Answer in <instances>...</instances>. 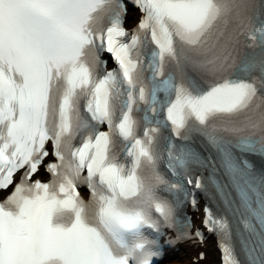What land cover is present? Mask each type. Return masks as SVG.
<instances>
[{
	"label": "snow or ice",
	"instance_id": "6c2138e0",
	"mask_svg": "<svg viewBox=\"0 0 264 264\" xmlns=\"http://www.w3.org/2000/svg\"><path fill=\"white\" fill-rule=\"evenodd\" d=\"M191 189L264 264V0H0V264H154Z\"/></svg>",
	"mask_w": 264,
	"mask_h": 264
},
{
	"label": "bare ground",
	"instance_id": "6f19581e",
	"mask_svg": "<svg viewBox=\"0 0 264 264\" xmlns=\"http://www.w3.org/2000/svg\"><path fill=\"white\" fill-rule=\"evenodd\" d=\"M192 250H193V248H191ZM191 251V250H190ZM182 257V258H181ZM180 261H187V262H190V258H189V255H186V254H184V252L180 255V257L179 258H176V259H174V260H169L168 262H167V264H175V263H178V262H180Z\"/></svg>",
	"mask_w": 264,
	"mask_h": 264
}]
</instances>
